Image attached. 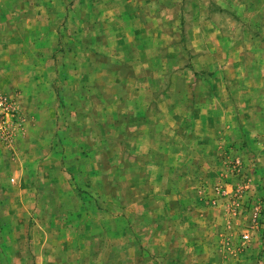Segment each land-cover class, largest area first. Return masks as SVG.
<instances>
[{"label": "rangeland", "instance_id": "374dc122", "mask_svg": "<svg viewBox=\"0 0 264 264\" xmlns=\"http://www.w3.org/2000/svg\"><path fill=\"white\" fill-rule=\"evenodd\" d=\"M0 264H264V0H0Z\"/></svg>", "mask_w": 264, "mask_h": 264}, {"label": "crops", "instance_id": "0c3cea01", "mask_svg": "<svg viewBox=\"0 0 264 264\" xmlns=\"http://www.w3.org/2000/svg\"><path fill=\"white\" fill-rule=\"evenodd\" d=\"M116 12H117V14H116ZM93 14H94V12H93ZM114 14H116V15H114ZM103 15H105V13H103ZM103 15H102L103 19H104V17H107L106 15L105 16H103ZM110 15H111V17H129L126 14H123V12L120 13L118 9L115 11V13L114 12H110ZM110 15H109V17H110ZM97 17H98V19H100V16L97 15ZM153 17H155V16H153ZM150 30H151V28H150ZM141 42H142L141 45H133L132 46L134 58H135L136 55H141V54H143V52H145V50H143V46L146 47L145 46V42L143 41V39L141 40ZM150 48H153V47L151 46V47H149V49ZM135 70H138V69L135 68Z\"/></svg>", "mask_w": 264, "mask_h": 264}]
</instances>
